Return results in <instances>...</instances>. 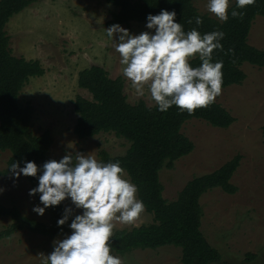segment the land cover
<instances>
[{
  "label": "rangeland",
  "instance_id": "1",
  "mask_svg": "<svg viewBox=\"0 0 264 264\" xmlns=\"http://www.w3.org/2000/svg\"><path fill=\"white\" fill-rule=\"evenodd\" d=\"M206 4L207 0H194L200 13L217 19L206 10ZM116 11L107 0H35L6 26L13 55L37 60L46 70L43 77L31 78L19 97L22 107L28 103L33 106V135L39 136L48 130L53 137L46 161L77 153L91 155L99 161L101 150L116 157L123 156L130 147L126 140L114 134L102 133L89 139L75 135L78 115L74 102L78 96L92 99V95L78 85L80 71L100 66L112 79H124V92L130 104L143 101L150 107L155 106L146 89L145 96H137L130 81L122 75L119 54L105 32L107 22ZM145 23L132 22L122 27L139 34L147 30ZM248 42L264 50V17L259 16L254 21ZM242 70L247 76L244 83L222 89L215 100L229 111L235 123L228 129L196 119L185 123L182 133L192 141L194 151L176 161L173 169H163L160 179L164 198L175 201L188 182L213 173L240 155V167L232 179L238 192L229 195L214 189L202 196L201 230L225 262L238 264L246 254H253L259 264H264V68L244 64ZM10 157L9 151L0 152V188L4 189L0 193V205L16 207L23 216L48 223L46 211L43 216L32 211L39 203L28 195L31 186L26 176L15 179L12 174H2ZM63 202L65 207L73 208V216L82 212L75 209L70 200ZM151 222L152 216L145 211L132 225L115 222L114 232ZM12 223L10 218H0V232ZM52 241L28 229L15 232L11 237L0 239V264H43L44 256L40 253H50ZM119 256L124 264H182V250L175 247Z\"/></svg>",
  "mask_w": 264,
  "mask_h": 264
},
{
  "label": "trees",
  "instance_id": "2",
  "mask_svg": "<svg viewBox=\"0 0 264 264\" xmlns=\"http://www.w3.org/2000/svg\"><path fill=\"white\" fill-rule=\"evenodd\" d=\"M117 11L113 13L106 26L114 23L129 26L132 22H146L147 14H158L161 9L175 10L176 22H180L185 31L197 28L202 34L213 30L225 33L221 41L223 51L214 50L213 60H223L222 89L240 86L246 80L242 70L244 64L264 68V50L251 46L248 42L252 25L257 17H264V0H256L243 10L242 18L219 21L202 14L194 5V0H107ZM35 0H0V152L9 151L11 157L4 175H11L9 166L24 160L35 161L41 165L54 143L51 133L46 130L39 136L33 135L31 124L33 106L28 103L22 107L19 97L31 78L43 77L46 70L37 60H26L13 55L10 37L6 26L15 16L29 8ZM202 18L197 26L195 17ZM192 22L189 23L188 21ZM232 49L231 53L228 50ZM228 53V54H225ZM192 66H198L197 57L191 60ZM125 81L122 77L112 79L100 66H91L79 72L78 85L88 91L92 99L78 96L74 102V111L78 115L74 133L79 139H89L105 134H114L126 140L130 147L123 156H112L106 150L99 152V161H120L126 174L138 186L137 196L146 206V213L152 216V222L131 230H118L112 238L114 250L118 255L135 251L158 250L175 247L182 250V264H229L220 252L213 248L201 230L203 208L200 200L204 194L214 189L234 195L238 188L232 179L240 167L241 156L237 155L213 173L196 177L186 184L175 201L164 198V187L160 174L165 168L173 169L179 159L194 151V144L183 133L182 128L190 120H202L211 126L228 129L235 118L216 101L206 108H198L193 114L181 111L176 106L167 112H159L156 106L150 107L140 101L135 105L128 102L124 92ZM264 134V126L262 128ZM73 162H75V155ZM31 188L38 180L26 177ZM39 203V194L34 196ZM64 202L46 209L48 223H42L22 215L16 207L0 205V218H10L12 225L0 232V239L11 237L15 232L28 229L33 233L58 238L70 234L68 223L60 228L57 220L62 216ZM238 264H259L257 256L246 254Z\"/></svg>",
  "mask_w": 264,
  "mask_h": 264
},
{
  "label": "clouds",
  "instance_id": "3",
  "mask_svg": "<svg viewBox=\"0 0 264 264\" xmlns=\"http://www.w3.org/2000/svg\"><path fill=\"white\" fill-rule=\"evenodd\" d=\"M233 3L231 17L242 18L246 6L256 0H207L206 10L226 22ZM176 16L175 10L161 9L158 14H147V30L139 34L119 23L110 25L105 32L119 54L122 75L137 96H145L146 89L159 112L176 106L191 115L196 109L213 104L222 94L224 62L214 61L213 53L223 51L225 33L213 30L202 34L197 28L185 31ZM202 22L200 16L195 17L197 26ZM197 56L200 64L194 67L191 60ZM8 171L15 179L23 175L38 180L28 192L30 197L39 194V204L32 208L37 215L43 216L47 208L66 199L75 209H82L73 216L72 207L64 208L57 227L64 226L73 216L68 223L71 232L63 234L62 239L54 238L50 253H40L43 264H124L113 247L115 222L134 224L146 206L120 161H98L91 155L77 153L73 162V157L65 154L41 165L24 160L21 166L20 161H15ZM3 191L0 188V193Z\"/></svg>",
  "mask_w": 264,
  "mask_h": 264
}]
</instances>
